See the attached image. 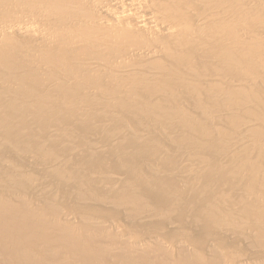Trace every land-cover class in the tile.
Listing matches in <instances>:
<instances>
[{"label": "bare ground", "instance_id": "obj_1", "mask_svg": "<svg viewBox=\"0 0 264 264\" xmlns=\"http://www.w3.org/2000/svg\"><path fill=\"white\" fill-rule=\"evenodd\" d=\"M229 2H235L234 6ZM246 2L253 3L248 5ZM252 15H260L261 22L256 23L255 19H250ZM25 17L39 19L40 25L30 27L22 21ZM232 26L237 30H232L231 34ZM245 50L256 54L264 50V0H0V84L3 85V89L0 90V121L8 127L11 117H17L20 121L24 118L23 111L18 109L15 103L33 101L30 102L31 109L22 107L29 112L28 117H34L36 112L43 114L63 112V115L76 116L82 113L81 102L86 98L92 100L106 96L127 98L140 93H144L145 96H156L157 100L164 99L168 102L163 108L166 110L161 114L164 119H169L174 115L175 109H180L178 102L181 94L193 99L197 105L196 109L202 111L203 98L237 92L233 88H226L221 79L209 73L222 70L225 66H230V69L235 67L236 71L240 72L244 62L239 59V55ZM238 80L239 83L244 82L243 79ZM109 83L136 85V88L132 91L122 86L107 89ZM178 83L181 85L179 90ZM91 90L95 93H89ZM69 91L76 92L80 100L74 104L69 102L68 108L60 110ZM240 111L233 109L231 113ZM149 112V115L143 117L146 122L143 128L155 130L153 124H147L146 118L151 115ZM7 113L9 115H6ZM21 125L24 123L21 122ZM57 126L56 128L62 129ZM249 142V139L241 138L235 144L244 146ZM122 156L130 163L135 162L126 153ZM147 167L127 166L126 168H129L127 172L123 170L126 172L123 181L128 186L122 191L124 195L122 192L118 193L122 196L120 201H118L120 198H117L119 203L115 205L118 209L124 208L123 212L128 218L132 214H139L137 205L139 203L143 205L146 193L152 194L158 202L162 201L160 209L163 207L166 211V207H173L174 210L175 206L181 209L182 203L179 204V200L183 199L177 198L179 188L176 187V182L184 171L180 168L181 171L179 169L177 171L175 165L170 162L167 170L156 172L153 167L156 171H153L155 175L151 179L152 176L145 175L149 169ZM64 168L56 160L44 166L45 170L50 171V175L53 173L52 176L55 174L60 179L65 177L64 170H61ZM172 169L174 172H171ZM259 171L260 168L257 169L258 173ZM158 173H162L163 177ZM139 177L142 178L137 179ZM146 178L156 181L157 186L145 189L134 184L135 181L143 182ZM193 181H196L195 177ZM261 182L251 181L246 184V190L240 192V194L246 192L245 194L249 196L246 197L244 194L246 198L244 200L243 197L240 198L243 200L241 214L245 215L246 219L248 217L251 222L249 224L254 225V233L259 238L264 234V203L259 202L264 201V197L258 200L260 189L256 190V186ZM185 186H182L183 191ZM188 188L190 191L187 192H190V195L198 196L197 189L195 191L189 186ZM10 189L12 191L14 188ZM160 189L172 191H168L166 195L167 192L164 190L161 192ZM207 189L208 191L204 189L200 192L199 199L204 196L200 202L197 200L193 202L201 211V215L196 217L194 212L191 216L188 214L189 211L187 212L193 218L196 215L195 223L202 216L204 224L210 222L213 224L221 217L223 219V214H227L228 217L232 210L231 205H228L227 208H231L230 212L227 208V213L226 209L225 212H221L224 202H228L229 195H221V192L216 195L217 200L215 194H209L211 186ZM118 194L116 195L119 196ZM88 195L89 191L85 195V200ZM167 196H171L170 199ZM109 197L112 199V196ZM104 199L101 197L97 201L102 202ZM108 200L105 204L109 203ZM96 208L95 206L94 209ZM127 208L129 212L125 213ZM36 210L21 209L12 195L7 198L0 195V264L226 263L221 262L220 253L214 249L199 250L193 247L192 252L186 242L162 247V240L158 239L150 244L152 247L147 246L160 252L162 258H156L150 252H146V247L129 242L123 231V234L119 232L120 237L115 234L118 240V251L115 254L95 236L81 233L79 222L70 224L69 212L57 213L47 204L43 205L38 213ZM153 210L155 212L156 208ZM159 210L156 212L159 213ZM48 213L54 220H49ZM152 214L151 212L145 215L147 217L144 219L151 217ZM57 218H61L62 223L57 222ZM174 224L178 223L173 222ZM229 231L224 232L229 235ZM255 259L257 258L253 259L254 263L264 264V259L258 261ZM245 260L238 259L233 263H252Z\"/></svg>", "mask_w": 264, "mask_h": 264}, {"label": "rangeland", "instance_id": "obj_2", "mask_svg": "<svg viewBox=\"0 0 264 264\" xmlns=\"http://www.w3.org/2000/svg\"><path fill=\"white\" fill-rule=\"evenodd\" d=\"M229 3L231 6L235 4V2ZM252 3L246 2L248 5ZM250 19H255L256 23L261 22L260 15H252ZM22 21L30 27L40 25L39 19L25 17ZM232 30L237 28L232 26L231 34ZM239 59L244 62L240 72H237L235 67L230 69V66L213 73L207 72L221 79L226 88H233L237 92L220 97L203 98L202 111L196 109L197 105L193 99L181 94L178 102L180 109H175L174 115L169 119L161 116L168 102L164 99L157 100L156 96H145L144 93L127 98L113 96L94 100L86 98L80 101L82 113L76 116L63 115V112L49 114L36 112L34 117H28L29 112L26 109L32 108L30 102L33 101L15 103L16 107L23 111L24 118L20 121L17 117H11L8 127L0 121V195L5 198L12 195L21 209H37L36 213L46 204L57 213L69 212L70 224L79 222L81 233L95 236L115 254L118 251L115 234L120 237L119 232L123 231L129 242L142 245L144 248L152 247L150 244L155 239L162 240V247L186 242L192 252L193 247L199 250L214 249L220 253L221 262H226L225 264L236 263L238 259H246L245 262L256 264L253 260L255 257L256 261L264 259V234L260 238L256 236L254 225H250L248 217L246 219V216L241 214L243 208L240 198L243 197L244 200L248 195L245 194L246 192L241 194L240 192H244L246 184L251 181L254 183L262 181L256 186V190L260 189L258 200L264 197V50L258 54L245 50L240 53ZM35 77L40 79L37 75ZM238 79H243L244 82L239 83ZM117 86L130 88L131 91L136 88V85L115 83H109L106 88L115 89ZM180 88L181 85L178 83L177 89ZM1 89L3 85L0 84ZM89 93L95 92L91 90ZM77 96L76 92L69 91L59 109L64 110L68 108L69 102L74 104L80 100ZM23 106H26V109H23ZM233 109L241 111L234 114L231 113ZM148 111L151 115L146 118L147 124H153L155 130L143 128L146 125L143 117L149 115ZM21 122L24 125H21ZM57 125L62 129L56 128ZM241 138L249 139L250 142L244 146L235 144ZM125 153L135 162L130 163L125 156H122ZM107 156L110 158L108 159ZM53 160L65 167L61 169L64 170L63 179L55 174L52 176L53 173L50 175V171L44 169V166ZM170 162L175 165L177 171L180 168L185 172H181L183 175H180L179 180L182 181L176 182L180 193L177 194V198L183 199L178 201L179 204L182 203L181 209L177 206L175 207L178 209L174 207V210L173 207H166V211L163 207L160 209L159 205L162 201L158 202L152 194L146 193L143 197V205L141 203L137 205L139 214H132L130 218L125 216L124 208L118 209L115 204L119 203L121 196L124 195L122 191L128 186L123 181L129 169L126 167L148 166L151 170L148 169L145 175L152 176V179L155 175L153 171L167 170ZM258 168H260L259 173ZM123 170L126 172L124 173ZM171 172H174V169ZM161 174L158 173L159 176ZM80 177H83V180ZM194 177L196 181H193ZM140 178L142 177L137 179ZM199 179L201 180L198 181ZM153 181L146 178L145 181H135L134 184L152 189L157 186V182ZM183 185H188L195 191L197 189L198 196L193 195L196 197L193 198L190 192H187L190 191L188 186H185L183 191ZM210 186L212 193L209 191V194L216 196L222 192L221 195H229V197L226 195L229 203L224 202V208L222 207L224 210L221 208V212H225L228 205H231L233 211L228 207V211L231 210L230 215L227 217V214H221L223 219L221 217L220 220H216L219 224L217 222L204 224L202 216L198 220L199 223L198 221L195 223L194 218L196 215V217L201 215V211L194 203L196 200L200 202L204 197L201 194L202 197L199 199L200 192L204 189L208 191L207 188ZM10 188L14 189L11 191ZM160 190L167 192L166 195L170 191ZM88 191L92 196L88 195V200H85ZM109 196H112L113 200ZM101 197L105 199L98 202ZM167 197L170 199L171 196ZM117 198L120 199L117 201ZM230 198H233L232 202ZM107 200L110 205L105 204ZM235 200L241 203L237 204ZM259 202L264 203L262 200ZM95 206L98 209H94ZM155 208V212L160 209L159 213L156 212L158 214L153 212ZM128 212L129 208L125 210V213ZM151 212L157 216L154 214L152 217V214L151 217L144 219L145 215ZM187 212L191 216L196 212V215L193 218ZM47 217L49 220H54L49 213ZM56 221L62 223L61 218H57ZM173 222H177L178 224L174 225L178 227L174 226ZM228 230H230L229 235L225 234ZM146 252H150L153 257L162 258L160 252L153 248H147ZM233 258L238 259L233 260Z\"/></svg>", "mask_w": 264, "mask_h": 264}]
</instances>
